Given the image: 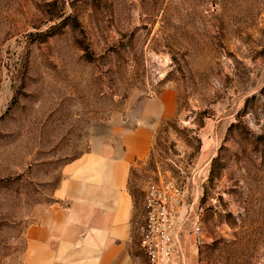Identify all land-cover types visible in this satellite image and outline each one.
<instances>
[{
    "label": "rangeland",
    "instance_id": "obj_1",
    "mask_svg": "<svg viewBox=\"0 0 264 264\" xmlns=\"http://www.w3.org/2000/svg\"><path fill=\"white\" fill-rule=\"evenodd\" d=\"M153 99L136 218L168 184L177 254L264 264V0H0V264H27L63 165Z\"/></svg>",
    "mask_w": 264,
    "mask_h": 264
},
{
    "label": "crops",
    "instance_id": "obj_2",
    "mask_svg": "<svg viewBox=\"0 0 264 264\" xmlns=\"http://www.w3.org/2000/svg\"><path fill=\"white\" fill-rule=\"evenodd\" d=\"M171 112L163 99L139 101L110 140L94 141L63 165L53 201L26 229L27 264H147L128 178L150 153L158 121ZM173 264L195 258L177 254Z\"/></svg>",
    "mask_w": 264,
    "mask_h": 264
},
{
    "label": "built area",
    "instance_id": "obj_3",
    "mask_svg": "<svg viewBox=\"0 0 264 264\" xmlns=\"http://www.w3.org/2000/svg\"><path fill=\"white\" fill-rule=\"evenodd\" d=\"M179 188L168 184L151 183L147 186L143 213L138 223V246L148 264H173L178 253L174 201ZM199 230L198 226L194 231Z\"/></svg>",
    "mask_w": 264,
    "mask_h": 264
},
{
    "label": "trees",
    "instance_id": "obj_4",
    "mask_svg": "<svg viewBox=\"0 0 264 264\" xmlns=\"http://www.w3.org/2000/svg\"><path fill=\"white\" fill-rule=\"evenodd\" d=\"M215 165L214 162H212L211 169H210V179L214 177V170H215Z\"/></svg>",
    "mask_w": 264,
    "mask_h": 264
}]
</instances>
